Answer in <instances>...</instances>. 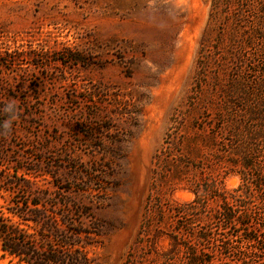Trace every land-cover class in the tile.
<instances>
[{
	"label": "rangeland",
	"instance_id": "1",
	"mask_svg": "<svg viewBox=\"0 0 264 264\" xmlns=\"http://www.w3.org/2000/svg\"><path fill=\"white\" fill-rule=\"evenodd\" d=\"M9 102L5 215L85 207L84 264H264V0H0Z\"/></svg>",
	"mask_w": 264,
	"mask_h": 264
},
{
	"label": "trees",
	"instance_id": "2",
	"mask_svg": "<svg viewBox=\"0 0 264 264\" xmlns=\"http://www.w3.org/2000/svg\"><path fill=\"white\" fill-rule=\"evenodd\" d=\"M38 197L24 203L18 201L15 208L8 210L9 215L0 211L2 255L16 264L86 263L88 248L97 245L103 235L101 225L85 226L82 217L88 212L83 206L77 207V220L70 218L69 211L59 216Z\"/></svg>",
	"mask_w": 264,
	"mask_h": 264
},
{
	"label": "clouds",
	"instance_id": "3",
	"mask_svg": "<svg viewBox=\"0 0 264 264\" xmlns=\"http://www.w3.org/2000/svg\"><path fill=\"white\" fill-rule=\"evenodd\" d=\"M0 111L8 115V119L0 122V134H6L12 127L13 119L17 112V105L15 102H9Z\"/></svg>",
	"mask_w": 264,
	"mask_h": 264
}]
</instances>
